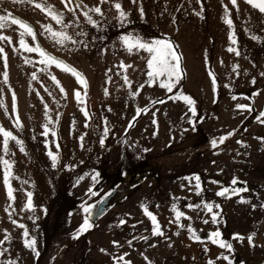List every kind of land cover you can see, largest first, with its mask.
<instances>
[{
    "label": "rangeland",
    "instance_id": "374dc122",
    "mask_svg": "<svg viewBox=\"0 0 264 264\" xmlns=\"http://www.w3.org/2000/svg\"><path fill=\"white\" fill-rule=\"evenodd\" d=\"M92 1L83 3L97 5ZM47 2L64 11L66 19L71 15L62 0ZM4 7L32 26L36 40L24 37L29 46L38 43L75 68L87 87L51 65L48 73L60 82L65 96L42 71V57L20 46L23 30L5 22L0 34L12 42L0 40V126L22 141L24 151L10 139L5 155L0 134V156L12 162L9 179L15 197L7 198L0 164V264H228L217 259L222 255L233 264H264V116L259 115L264 112V76L218 75L215 87L200 82L199 88L189 89L181 58V79L168 92L161 87L164 77L149 82L150 54L142 49L130 54L118 40L126 34L154 40L157 34L149 27L115 25L114 11L102 9L107 23L99 28L84 22L82 15L80 27L73 25L77 32H87L75 37L86 47L60 45L43 27L51 24L60 30L46 13L11 0H4ZM162 40L179 54L174 41ZM182 94L196 101L195 116ZM17 114L22 127L17 126ZM45 124L47 135L42 134ZM49 150L58 157L55 167ZM95 173L99 175L93 181ZM143 175L147 178L130 190ZM90 188L97 194H88ZM224 188L229 191L217 195ZM115 189L113 206L98 221L89 220L91 226L82 231L83 207L94 204V211ZM28 192L33 209L24 207ZM204 203L213 205L211 212ZM177 211L184 213L178 221ZM215 231L232 244L231 252L212 243ZM33 238L34 248L26 246Z\"/></svg>",
    "mask_w": 264,
    "mask_h": 264
},
{
    "label": "crops",
    "instance_id": "0c3cea01",
    "mask_svg": "<svg viewBox=\"0 0 264 264\" xmlns=\"http://www.w3.org/2000/svg\"><path fill=\"white\" fill-rule=\"evenodd\" d=\"M114 3L121 4L131 21L124 25L149 27L157 34L154 40L168 38L176 43L189 89L199 88L200 82L212 83L210 73L217 77L264 72V13L245 0H237L238 10L230 0H107L101 7L109 10ZM111 10L114 24L120 25L117 10ZM202 75L210 77L202 81Z\"/></svg>",
    "mask_w": 264,
    "mask_h": 264
},
{
    "label": "snow or ice",
    "instance_id": "6c2138e0",
    "mask_svg": "<svg viewBox=\"0 0 264 264\" xmlns=\"http://www.w3.org/2000/svg\"><path fill=\"white\" fill-rule=\"evenodd\" d=\"M26 3L30 5H34L35 8L40 9L41 12L46 13L47 16L51 17L53 21L56 22V24L60 25V30H54L51 26V24L48 25H43V27L47 30L50 35L56 39V42L60 45H71L75 46L77 44H80L81 46L86 47L87 43L83 40L76 39L75 37H85L87 36L86 31H79L77 32L75 28L80 27V16L82 15L84 17V22L87 24L91 25L94 28H99L102 23H107V17L105 16L104 12L102 11L101 5L105 4L107 0H100V2L93 6L89 7L88 5L83 3V0H62V3L64 4L65 9L67 12L71 13L67 19L65 18V12L58 10L54 8L53 5L47 2V0H11L12 4L16 3ZM247 4L252 5V7L257 8L261 13H264V0H245ZM230 3L237 8L238 10V4L237 0H230ZM114 7L117 10L118 15L115 17L119 23L120 26H123L126 23H130L131 21L127 20V13L122 10L121 4L120 3H114V4H109V10ZM0 9L4 11V15H0V29H3L5 27V22L11 21L12 24L18 25L19 29H22L23 31H20L19 36H20V46L24 48L28 52H36L39 54L42 59L39 61V63L45 65V67L42 69V71L48 73L49 66L55 65L57 68H60L63 71L70 72L76 80L83 85L84 87H87V81L86 79L82 76L80 72H78L75 68L69 67L64 63L63 60H60L51 54L45 52L40 45L37 43L34 47L29 46V44L25 41L24 37L25 35L31 36L33 41L36 40V33L33 30L32 26H30L28 23L23 21L22 19L13 16L10 12H8L7 8L4 7V0H0ZM225 10L227 11V5H225ZM79 12V15H78ZM141 14H143V9L141 8ZM94 16L97 18L94 19ZM229 26H232L233 21L231 19H228L226 21ZM73 25H75V28H73ZM72 28V33L70 34L68 32V29ZM252 39H258L256 36H252ZM0 40H7L9 43H11V37L9 36H4L0 34ZM118 40L124 49L129 52L130 54L133 52V50H145L150 54V59L147 61V67L149 71L147 72V76L149 77V82L154 81L156 78L159 77H164L165 81H161V87H164L167 89L168 92H172L173 88L178 84V82L181 79L182 75V69L180 65V55L174 50V46L167 40H153V41H145L142 37H139L137 35L133 34H126V35H121L118 37ZM235 42V41H233ZM116 46V43H113V47ZM69 51L72 50L71 47L68 48ZM232 51V49H229ZM4 49L0 48V53H3ZM238 54V53H237ZM121 66H124L123 63L121 62ZM238 67V65H237ZM50 75V78L53 80V82L60 88V91L67 95L65 92V89L60 85V82L57 80V78L54 75ZM210 75L213 76V86L215 87L216 81L214 74L210 73ZM262 76H264V72L261 73ZM33 79H36L35 74H33ZM125 82L131 86V82L128 80L127 76H125ZM254 82V81H253ZM5 83H7V73H5ZM143 87V85H141ZM45 91H48L47 88H45ZM51 95V93H49ZM132 95H136V93H132ZM75 97L77 100L80 98V92L76 91L75 92ZM182 98L186 101V103L190 106V111L192 114L195 116L197 114V110L195 107L196 101L190 97L182 94ZM236 97L234 96L233 99ZM13 100L15 101V95L13 94ZM162 102V101H161ZM237 108H248L251 110L250 105H243V104H238L236 105ZM45 108L47 109V105H45ZM144 111H147L145 108ZM87 115V113H85ZM259 115L264 116V112H261ZM17 120V126L22 127V124L19 122V116L17 114L16 116ZM190 123H194L193 121H189ZM44 132L42 133L43 135L48 134V125L45 124L43 125ZM105 134L108 132V128H104ZM0 134L3 136V152L5 155H7L9 149H8V144L9 140H14L17 144L21 145V151H24L23 146H22V141H20L11 131L3 129L2 126H0ZM54 134V133H53ZM228 135H231L229 133ZM83 140V137L80 138ZM221 140H223V137H221ZM239 142V141H238ZM101 145H103L104 140H100ZM213 145L215 146L216 141H212ZM59 147V145H57ZM48 156L52 160V166L55 167L57 163L58 157L52 153L51 150L48 151ZM0 164L4 166V171H3V183L6 188L7 192V198L10 201H14L15 197L13 195V188L10 184V176H12V162H10L8 159H4L3 156H0ZM99 175V173H95L92 176L93 181H95L96 177ZM196 180L199 181V177H196ZM233 184L236 183L235 178L232 181ZM196 188L199 190L200 189V184H196ZM244 190L246 191L247 189H233V192ZM229 191L228 188H224L222 191L218 192L217 195L224 196L225 193ZM88 194L96 195L97 193L93 192V190L90 188L88 189ZM264 206V205H262ZM24 207L28 209H33L34 205L32 203V193L28 192L27 193V203L24 205ZM95 207L94 204H87L86 206L83 207V212L86 214L83 220V224L81 226V230H86L88 227H90L89 223V217L93 215V208ZM189 207H198V206H192L190 205ZM204 207L211 212L213 209V205L211 203H204ZM7 211V210H6ZM148 215L151 217L153 224H156V218L154 215H152L151 212L148 213ZM184 213L177 211L176 212V217L177 221L181 216H183ZM9 218L11 219V216L9 215ZM190 219V217H186ZM216 216L213 214V221H215ZM13 223H16V221H13ZM123 223V221H121ZM207 223V221H205ZM181 227H185L184 225H180ZM21 228L24 227V225H20ZM188 230L190 232L193 231L190 225L187 226ZM154 230H156L154 228ZM6 231V230H5ZM159 234H163L162 232H159ZM213 237L216 239L212 240V243L217 244L219 247L227 249L229 252L233 250L232 244L230 242H227L226 240L220 239L221 233L219 231H215L211 234ZM238 235V234H237ZM24 236H28V232L25 230ZM8 237H6L7 239ZM196 240H200V237L194 236L193 237ZM143 239H147L146 237ZM249 241L251 242L252 236L250 235L248 237ZM113 243H118V242H113ZM26 246L28 247H33L35 245V239L33 238L31 243L28 241H25ZM103 251V250H102ZM207 251V249H205ZM0 255H3L2 252H0ZM217 259H224L228 261V264H233L232 260L229 258V256L222 255L220 257H217ZM7 264H16L15 261H7ZM208 264H213L211 260L208 261Z\"/></svg>",
    "mask_w": 264,
    "mask_h": 264
},
{
    "label": "water",
    "instance_id": "95a60500",
    "mask_svg": "<svg viewBox=\"0 0 264 264\" xmlns=\"http://www.w3.org/2000/svg\"><path fill=\"white\" fill-rule=\"evenodd\" d=\"M135 184V181H132L131 184H129L128 189H130ZM118 193V190L115 189L113 192L108 195L106 198L102 199L97 205L93 212V215L89 217V220L91 222L98 221L101 217H103L108 210L113 206L112 200L115 198L116 194Z\"/></svg>",
    "mask_w": 264,
    "mask_h": 264
},
{
    "label": "trees",
    "instance_id": "16d2710c",
    "mask_svg": "<svg viewBox=\"0 0 264 264\" xmlns=\"http://www.w3.org/2000/svg\"><path fill=\"white\" fill-rule=\"evenodd\" d=\"M146 178H147V175L141 176L139 179H137L136 184L130 190H133V188H135L138 184H140L141 182H143Z\"/></svg>",
    "mask_w": 264,
    "mask_h": 264
}]
</instances>
